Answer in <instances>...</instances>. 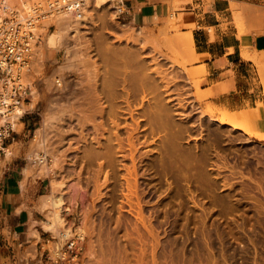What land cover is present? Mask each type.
<instances>
[{"label": "rangeland", "instance_id": "obj_1", "mask_svg": "<svg viewBox=\"0 0 264 264\" xmlns=\"http://www.w3.org/2000/svg\"><path fill=\"white\" fill-rule=\"evenodd\" d=\"M185 2L186 0H182L174 3L170 12L172 17L169 18L170 14L167 17L168 23L171 20L177 24L181 22V17H185L182 14L185 10L180 6ZM88 4L83 10H87V13L74 16L71 23L69 22L74 30L64 38V50H48L45 47L44 34L38 32L40 41L31 73L36 97L32 101V108L29 105L25 107L33 119L29 129L32 131L26 138L29 144L25 150L26 157L37 149L36 142L33 141L34 131L44 128L50 155L61 159V168L55 180L68 183L62 192L64 199L69 204L79 193L76 205L72 206L70 213L65 214L68 228L73 227L72 230L78 233L77 229L83 227L82 223H86L89 232L84 235L83 255L79 264H99L97 260L102 258L107 264V261L111 264H253L254 261L260 264L264 257V141L252 138L253 136L250 137L242 131L233 130L216 120L224 113L240 115L239 122L242 125L250 128V131L258 130L264 125V82H253L252 96L256 95L254 100L258 102L254 104L257 109L251 113L260 117L246 119L239 111L253 108L231 110L224 105L207 101L212 96L209 93L213 89L202 90L207 73L203 71V67L194 66L198 60H190L188 49L186 51L179 45H174L173 48L164 45L160 54L154 52L151 46L142 51L141 44L144 40L153 41L167 34L176 38L184 35L182 25H178L174 31L169 28L168 33L163 36L160 32L166 29L164 23L157 22L146 27L120 25L114 21L116 10L111 5L99 10L94 8L93 3ZM115 4L116 2L114 6ZM89 8L94 10L92 15ZM84 15H89L90 18L82 20ZM139 29H143V34L139 39L141 43L136 44L133 42V33ZM54 30L56 26L51 29ZM131 36L133 39L130 40ZM102 47L106 49L102 50ZM107 49H111L114 55L105 53ZM128 49L137 50L144 57H141V60L149 65L147 67L150 70L147 72L158 83L161 100L154 95H148L147 100L142 101L140 93L139 97L136 94L137 98L127 97L126 88L128 86L131 89V86L130 82L127 83L126 76L133 72L129 62L124 61V55L130 51ZM103 56H107L106 59L111 56L110 61L117 59L114 62L115 65L120 64L117 65V70H109V63L113 62L108 63ZM90 68H95L92 71L97 70L99 89L103 88V81H113V95L117 93L113 102L116 100L117 104L112 102L111 105L123 106L118 110L115 106L114 109L120 115L117 120L120 125L118 134L120 133L121 138L125 137V148L126 137L134 125L132 117L126 111L129 109L127 99L130 100V108L134 113L136 111L135 117L140 116L142 124L137 132L139 135L134 134L135 145L138 147L135 154L138 162L136 195H133V187V191H130L129 187V184L134 185L133 177L129 174L132 168L128 157L129 150L124 152L126 157L117 151L113 156V167L105 160L106 157H103L108 153V146H102L106 140L101 137L102 130L99 129L98 123L103 119V122H106L105 128L109 129L106 136L115 139L112 118L108 119L106 116L107 110L111 108L110 103L108 104L111 100L104 103V106L107 103L108 107L104 108L106 110L103 112V118L97 115L96 112H100L101 107L99 110L94 101L90 104L92 107L89 106L93 110L88 109L94 113L87 111V102L84 104V101L87 71ZM155 69L160 70L161 76L154 73ZM108 71H115L116 74ZM259 73L264 77V71L260 68ZM110 76H114L113 79ZM57 79L61 82L60 86L56 83ZM159 103L165 106L170 125L161 128L152 124L150 128L148 117H154L153 111L157 110ZM141 104L145 106L142 107ZM96 106L98 111L95 110ZM135 106H141L142 109L140 107L137 110ZM227 109L239 113H231ZM143 112L148 114L147 119L142 116V121ZM86 113H90L91 118L96 113L93 120L97 124L91 119V124L86 128L83 124ZM92 122L99 127H94ZM96 128L98 129L95 132ZM17 130H21V127ZM89 132L93 138L96 137L94 140L101 141V147L99 142L96 144L97 141H92L94 143L91 146L96 149L91 147L93 153L90 158L95 157L91 159L85 157L86 147L82 142L83 135ZM138 136L142 138L139 139ZM111 144L113 143L110 142L109 145ZM113 147L118 149L115 144ZM96 152L102 154L98 155ZM79 174L84 192H77L79 189L75 186L79 182ZM44 179L41 196L51 190L52 178ZM41 196L39 207L43 202ZM84 209L88 212L85 213ZM139 209L144 226L141 220H138L140 214L136 211ZM40 213L31 222V225L37 222V230L41 229L39 221L45 219L44 213ZM146 228L151 231V235ZM50 234L43 233L42 240L32 239L30 243L22 244L16 250L0 248V264H39L40 247H46L44 241ZM141 248L146 253L143 256ZM94 256L98 258L94 259Z\"/></svg>", "mask_w": 264, "mask_h": 264}, {"label": "crops", "instance_id": "obj_2", "mask_svg": "<svg viewBox=\"0 0 264 264\" xmlns=\"http://www.w3.org/2000/svg\"><path fill=\"white\" fill-rule=\"evenodd\" d=\"M177 1L117 0V4L127 10L125 18L130 25L146 27L157 22L167 24ZM234 3L239 4L237 15ZM180 7L185 10L182 31L190 32L194 41L198 60L194 66L207 72L202 90L213 89L207 101L231 110L253 108L239 112L250 120L260 117L251 111L257 109L254 104L258 102L254 100L257 96H252L253 82H264L259 73V68L264 71V0H186ZM32 101L33 97L31 108ZM32 120L30 112L21 119V130H16L15 139L5 144L10 153L0 157V248L16 250L30 243L37 224L31 222L41 214L39 198L45 179H33L23 172L29 166L25 150ZM251 130L264 134V125Z\"/></svg>", "mask_w": 264, "mask_h": 264}, {"label": "bare ground", "instance_id": "obj_3", "mask_svg": "<svg viewBox=\"0 0 264 264\" xmlns=\"http://www.w3.org/2000/svg\"><path fill=\"white\" fill-rule=\"evenodd\" d=\"M114 2H115V0H93V5H94V8L95 9H99V10H102L103 8H105V7H107V6H109V5H111V7H113V8H115V6H114ZM88 3H90V2H87V4ZM86 4V5H87ZM88 5H90V4H88ZM87 6H85L84 7V9L83 10H85V8H86ZM233 7H234V12L236 13V15L237 14H239V12L237 11L238 10V7H239V4H237V3H234L233 4ZM90 9V12H91V15L93 14V12H94V10H93V8H89ZM81 11V13L80 14H83V13H87V10H86V12L85 11ZM240 16V15H239ZM73 15H71V14H66V15H63V16H61V17H59V18H57L55 21H50V22H46V23H44V25H43V27H41V28H39V30H38V32L40 31V32H42L43 34H44V36H45V38H44V41H45V47L48 49V50H50V51H61V50H64V38H66V35L68 34L69 35V33L70 32H73V27H71L70 25H69V22L71 23V21H72V19H73ZM113 17V16H112ZM82 20H88L89 18H90V16L89 15H84V16H82ZM114 21H116V18H117V12H115L114 13ZM174 20H171V22H169V23H167L165 26H166V29L164 28L163 30H161V32H160V34L161 35H163L164 36V34L166 35L167 33H168V29L169 28H172L173 29V31H174V29L179 25H181V22H178V24L177 23H175V22H173ZM117 22V21H116ZM51 24H54L55 26H56V30H54V31H51V30H48V27L51 25ZM117 24H118V22H117ZM121 25V24H120ZM130 24H128L127 26H129ZM124 26V25H123ZM122 27V26H121ZM133 28V27H132ZM130 29V28H129ZM142 30L143 29H139L138 31H136L135 33H133V38H135V39H133L132 38V36H131V38H129L130 40L131 39H133L132 41L134 42V43H136V44H138L139 42H140V38L142 37V34H143V32H142ZM123 31H125V30H123ZM129 31V30H128ZM167 32V33H166ZM130 34V33H129ZM160 34H158L159 36H160ZM132 35V34H131ZM146 35V34H145ZM38 36H39V38H40V34L38 33ZM135 36V37H134ZM148 36V35H147ZM167 36V37H166ZM166 36H164V37H157V39H155V40H144V43L143 44H141V49H142V51L145 49L146 50V48L148 47V46H151L152 48H153V51L154 52H159V54L161 53L160 51H161V47L162 46H164V45H169V46H171L172 48H173V46L174 45H179V46H181V47H183L185 50L186 49H188L189 50V58H190V60H193V59H197V56H196V52H195V48H194V41H193V38H192V35H191V33L189 32V33H185L184 35H182V36H177V38L176 37H169L168 36V34L166 35ZM154 38H156V37H154ZM119 39V38H118ZM141 43V42H140ZM87 44V43H86ZM86 46V45H85ZM87 46L88 47H90V45L89 44H87ZM138 47V46H137ZM170 47V48H171ZM37 48V47H36ZM36 48H35V55H36ZM106 48L104 47V49H103V47H102V50H105ZM115 50V49H114ZM128 50H130V49H128ZM127 50V51H128ZM139 50V49H138ZM135 51V50H134ZM134 51H129V52H125L126 53V55H124V58H125V60L124 61H127V62H129L128 64H130L131 66H132V70H133V72L131 73V75H130V73L128 74L129 76L128 77H130V78H128L127 76H126V80H127V83H129L130 82V84H129V86H131L130 88L131 89H129L128 88V86H127V88L126 87H124V88H126L127 90H126V92H127V97L128 98H130L131 96L132 97H136V94H137V96L139 95V93L140 94H142V101H144L147 97H148V95H154L156 98H158V99H160V89H159V87H158V83H156L155 82V80L153 79V78H151L150 76H149V73L147 72V70H150V69H148V67L147 66H149L145 61H143V60H141V57H143L142 55H140V52H137V50L134 52ZM187 51V50H186ZM100 52V51H99ZM105 53H109L111 56L112 55H114V52L111 50V49H107L106 50V52ZM120 53V52H119ZM119 53H117V54H119ZM100 55H105L104 53H99ZM122 54H124V53H122ZM107 55V54H106ZM120 55H121V53H120ZM79 56V55H78ZM108 57L109 59H106L107 58V56H103L104 57V59H106V61L109 63V62H113L112 64L111 63H109L110 65L108 66V68H110L109 70H111V68H112V70H115L116 68H117V65H120V64H117L116 63V65L114 64V62H116V60L117 59H115V61L113 60V61H110V59L112 60V57ZM125 56H127V57H125ZM114 57V56H113ZM116 57V56H115ZM114 57V58H115ZM113 58V59H114ZM122 58V57H121ZM121 58H119V59H121ZM126 58H127V60H126ZM144 58V57H143ZM155 61V60H154ZM153 61V62H154ZM126 62V63H127ZM119 63H121L120 61H119ZM158 63V62H157ZM114 64V66H116L115 68H114V66H112ZM127 64V65H128ZM90 65V64H89ZM94 66V65H93ZM122 66H123V63H122ZM121 66V67H122ZM129 66V65H128ZM96 67V66H95ZM127 67V66H126ZM93 68V67H92ZM120 67L118 66V69H119ZM123 68H125V66L123 67ZM95 69V68H94ZM94 69H92V70H94ZM97 69V68H96ZM127 69V68H126ZM91 70V68H90V70H88L87 71V84H86V94H85V91H84V94L86 95V100L84 101V104H85V102H87L86 103V106H87V111H88V109H90L89 108V106H91L90 104H91V102L93 103V101H94V103L97 105V106H99L98 108H99V110H100V107H101V110H100V112L98 111V108H97V106L95 107V110L96 111H98V112H96V113H98L97 115L98 116H102V118H103V112L107 109V105L109 104V105H111V104H113L116 100H114V102H113V98L115 97V95L117 94V93H115V95H113L114 93H113V88H114V86L112 85L113 84V81H108V79L106 80V82L104 83V81L102 82V81H100V82H102V85H103V88L102 89H99V85H100V83H99V85H98V83L97 82H99V81H97V73H96V71L97 70H95V71H92ZM117 70V69H116ZM120 70V69H119ZM118 70V71H119ZM117 71V72H118ZM129 71L131 72V70L129 69ZM203 71H205L206 72V70H205V68L203 67ZM109 73H112V72H110V71H108ZM119 72H121V71H119ZM124 72V71H123ZM127 72H128V69H127ZM115 73V71H113V73L112 74H114ZM122 73V72H121ZM154 73H157V75H159V76H161L160 74H161V72H160V70H158V69H155L154 70ZM207 73V72H206ZM116 74V73H115ZM114 74V75H115ZM120 74V73H119ZM99 76V75H98ZM104 77H106L105 75H104ZM103 77V78H104ZM110 77H112V76H110ZM114 77V76H113ZM113 77H112V79H113ZM158 77V76H157ZM102 78V77H101ZM108 78H109V76H108ZM125 78V77H124ZM131 78L133 79L132 81H131ZM163 78V77H162ZM111 79V78H110ZM109 79V80H110ZM111 79V80H112ZM164 79V78H163ZM162 80V79H161ZM32 82V81H31ZM111 82V83H110ZM123 82V81H122ZM132 82V83H131ZM118 83V82H117ZM124 84H125V82H123ZM115 84V83H114ZM121 84V83H120ZM123 84V85H124ZM84 85H85V83H84ZM102 85L100 86V87H102ZM118 86H119V84H117ZM116 87V86H115ZM120 87V86H119ZM33 89V100L35 99V97H36V90L34 89V88H32ZM83 89V88H82ZM81 89V90H82ZM116 89H117V87L115 88V92H117L116 91ZM129 89V90H128ZM123 90H125V89H123ZM119 92V91H118ZM120 93V92H119ZM83 94V93H82ZM135 94V95H134ZM83 96V95H82ZM118 96V95H117ZM81 97V96H80ZM84 97V96H83ZM139 97V96H138ZM82 98V97H81ZM137 98V97H136ZM82 100H83V98H82ZM111 100V101H110ZM138 100H140V98H138ZM147 100V99H146ZM161 100V99H160ZM77 101V100H76ZM108 101H110V102H108ZM122 101V100H121ZM105 102H108V104L106 103L105 104V106H104V103ZM113 102V103H112ZM125 102V101H124ZM160 102V101H159ZM99 105H98V104ZM144 103V102H143ZM79 104V103H78ZM115 104H117L116 102H115ZM126 104V103H125ZM127 104H128V106H129V109L128 110H126L127 112H128V114L132 117V121H133V123H134V125H132L131 126V128H130V130H129V134H128V136L126 137L127 138V148H125L124 147V142H123V139L125 138H121L120 136L121 135H119L118 134V130L120 129L119 127H120V125L118 124L119 122L117 121V120H119L120 118V115H119V112L117 111L118 110V108H123V106H117V105H115L116 107H117V110L116 109H114V108H116L114 105H111L110 107V109H108L107 110V112L108 113H106L105 115L106 116H108V119H109V117L110 118H112V127H114V128H112V129H114V136H115V139H114V141H113V139H111L110 137H108V136H106V133H108L107 132V130H109L107 127V129L105 128V124H106V122L104 121L103 122V119H102V122H100V123H98L99 125H100V127H99V125H96L97 124V122H95L94 120H93V118L96 116V113H95V116L94 115H92V116H94L93 118H91V115H90V111L91 110H93V109H90V111H88V112H90L89 114L88 113H86V114H84V123H83V121H82V123L84 124V126L87 128V126L88 125H90L91 124V121L93 120L96 124H94L93 122H92V124H93V126L95 127V125L96 126H98L99 127V129L101 128V130H102V133H101V137H102V139H103V137L105 138V140H106V143H102V146H103V144L104 145H106V146H108V149H107V151H108V153L106 154H104L105 156H103L104 158H105V160L108 162V164H110V166L111 167H113L114 165H115V162H114V158H113V156H115L116 155V153H117V151L118 152H122L123 153V155L125 156V154H124V152L126 151V150H129V152H130V154H129V158H130V160H131V162H132V168H130L131 169V171H130V177H133L132 179L134 180V185L132 186L131 184H129V187L131 188V190L130 191H133V189H134V191H133V195H136V193H137V186H136V178H137V167H136V164L138 163L137 162V159H136V157H135V154H136V152L138 151L137 149H138V147H137V145H135V141H136V139L134 140V138H136V137H134V134L135 133H137L138 131H139V129H140V125L142 124H140V116H139V118H136L135 117V113H136V111H135V113H134V110H132L131 108H130V100H128L127 99ZM126 104V105H127ZM161 104H163V103H161ZM160 103L157 105V110H154L153 112H155L154 113V117H148V121H149V123L151 124V126H150V128H152V124L154 125V126H159V127H161V128H166V127H169V125H170V123H169V121H168V119H167V113H166V110H165V106L163 107V105H161ZM82 105H83V103H82ZM93 105V104H92ZM101 105V106H100ZM144 105V104H143ZM81 106V105H80ZM84 107H86L85 105H83ZM141 106H142V104H141ZM140 106V107H141ZM145 106V105H144ZM144 106H142V107H144ZM92 107V106H91ZM106 107V109L104 110V108ZM132 107H133V105H132ZM140 107H136L135 106V108L137 109V108H140ZM142 107L140 108V109H142ZM120 108V109H121ZM127 108V107H126ZM135 108H133V109H135ZM23 109H25V108H23ZM82 109V108H81ZM135 109V110H136ZM26 110V109H25ZM84 110H86V108H84ZM123 110V109H122ZM121 110V111H122ZM125 110V109H124ZM138 110V109H137ZM144 110V109H143ZM24 110H22V112H23ZM120 111V110H119ZM140 111V110H139ZM138 112V111H137ZM141 112V111H140ZM92 113H94V111H92ZM91 113V114H92ZM133 113H134V116H133ZM255 113H257V112H255ZM141 114V113H140ZM148 114V113H147ZM147 114L145 113V112H143V114H141V117L143 116L144 118H146V116H147ZM152 114V113H151ZM153 115V114H152ZM256 115V114H255ZM112 116V117H111ZM129 116V118H131ZM252 116V115H251ZM135 117V118H134ZM143 117L141 118L142 119V121H143ZM105 118V117H104ZM92 119V120H91ZM96 119V118H95ZM101 119V118H100ZM147 119V118H146ZM146 119H144V120H146ZM14 120H17V118L16 117H14L13 118V121ZM125 120V119H124ZM126 120H129V119H126ZM110 121H111V119H110ZM141 121V122H142ZM147 121V120H146ZM145 121V122H146ZM216 121H218L220 124H222V125H228V126H230L233 130H238V131H242V132H244L245 134H247V135H249V136H253L254 138H257L258 140H263L264 141V134H255V133H253V132H251L249 129H248V127H245L244 125H242L239 121H241V116L240 115H233V114H230V113H224V114H222V116L219 118V119H217ZM15 122V127L17 126V128H19V127H21V125H20V123H16V121H14ZM118 122V123H117ZM3 123V121H0V126H1V124ZM82 124V125H83ZM108 124V123H107ZM148 125V124H147ZM107 126V125H106ZM109 126V125H108ZM144 127V126H143ZM97 129L98 128H96L95 129V132L97 131ZM143 129V128H142ZM155 129V128H154ZM153 129V130H154ZM145 130V129H144ZM143 130V131H144ZM152 130V129H151ZM172 130V129H171ZM17 131H19V130H17ZM43 131H44V128H37L36 130H35V135H34V138H33V141H35L36 142V147H37V149H34L29 155H28V159H29V166L27 167V168H24V170H23V172H24V174L27 176V177H29V176H31V177H35V178H38V179H44V178H52V181L50 182L51 183V190H50V192L48 193V194H46L45 196H43V202H42V206H40L41 207V212L42 213H44V216H45V219L44 220H42V221H40V226H41V229L40 230H37V229H34V230H32L31 231V239H37V240H42V234H43V232H45V233H51L52 235H54L55 236V238L56 237H61V233L63 232V231H66V232H68V233H70V231H73L72 230V228H68L67 226H68V222H67V219L65 218V216L68 214V213H70L71 211H72V206H75L76 205V203H77V201L79 200V193H77L78 195L77 196H75V200L72 202L71 201V203H69L68 204V201H66L65 199H64V197H63V190H65V188L67 187V182H57V180H55L56 179V177H57V174H58V172H59V169L61 168V166H60V161H61V159H59L58 158V156H51L50 155V153H49V150H48V143H47V138L45 137V135H44V133H43ZM99 131V130H98ZM142 130H140V132H141ZM142 131V132H143ZM146 132V131H145ZM110 133H111V130H110ZM176 133V132H175ZM98 135H100L99 133H97ZM112 134V133H111ZM138 134V133H137ZM141 134V133H140ZM83 135V134H82ZM139 135V134H138ZM172 135V134H171ZM174 135V134H173ZM176 135V134H175ZM174 135V136H175ZM179 135V134H178ZM139 137V136H138ZM137 137V138H138ZM140 138H142V137H139V139ZM94 139H96V137L95 138H93L92 137V135L90 134V132L89 133H85L84 135H83V137H82V142L84 143V146L86 147V149H85V157L87 158V159H89L90 158V155H92L91 153H93V151H91V147H93V146H91L92 145V143H94V142H92V141H97V140H94ZM98 142L99 141H97L96 142V144H98ZM101 142V141H100ZM100 142H99V144H100ZM107 142H108V145H107ZM110 142H112L113 144H111V145H109V143ZM116 145L117 146V148L118 149H116V147H113V145ZM96 146V145H95ZM100 147H101V144H100ZM104 147V146H103ZM102 147V148H103ZM93 148H95V147H93ZM96 149V148H95ZM106 149H104V150H106ZM94 150V149H93ZM103 150V149H102ZM91 151V152H90ZM95 151V150H94ZM106 151V152H107ZM98 152V151H97ZM96 152V153H97ZM99 152H100V150H99ZM102 152H104V151H102ZM95 153V152H94ZM121 153V154H122ZM98 154V153H97ZM100 154H102V153H99L98 155H100ZM119 154V153H118ZM128 154V153H127ZM98 155H96L95 154V156H98ZM92 157H94V156H92ZM91 157V158H92ZM126 157V156H125ZM90 158V159H91ZM95 158V157H94ZM103 158V159H104ZM88 161V160H87ZM60 162V163H59ZM128 170H129V168H128ZM24 175V176H25ZM59 177V176H58ZM78 179L77 180H79V182H77V184H75V186L77 185L78 186V191L77 192H79V191H83L84 192V187L81 185V183H80V181H82V180H80V174H79V176L77 177ZM58 179V178H57ZM129 181V180H128ZM130 183V182H129ZM136 183V184H135ZM131 185V186H130ZM132 187H133V189H132ZM74 188V187H73ZM77 188V187H76ZM261 188V187H260ZM65 194V193H64ZM42 198V197H41ZM70 200V199H69ZM139 204H137V206H138ZM139 207H141L140 205H139ZM92 208V207H91ZM85 210V209H84ZM88 211H87V209L85 210V213H87ZM139 212V213H138ZM141 209H139V211H136V213H138V214H140V215H138L139 217H140V219H138V220H141V222H142V224H143V226H144V220H143V217H141ZM67 213V214H66ZM66 214V215H65ZM138 217V218H139ZM87 222V221H86ZM82 225H83V227H79L78 229H77V232H78V234H80L79 236L82 238V239H84V235L85 234H88L89 232H88V229H87V225H86V223H82ZM81 225V226H82ZM85 225V226H84ZM94 229V228H93ZM91 230H92V228H91ZM146 230H147V228H146ZM148 231V233L151 235V231L150 230H147ZM127 235V234H126ZM30 239V240H31ZM31 242V241H30ZM241 244H243V243H241ZM101 246V249H102V245H100ZM142 249V248H141ZM146 250V249H145ZM142 252H141V254H142V256L143 255H145L146 253H145V251H144V249H142L141 250ZM102 252V251H101ZM103 253V252H102ZM145 253V254H144ZM94 254V253H93ZM92 254V255H93ZM96 256V255H95ZM94 256V259L96 258ZM103 257V256H102ZM102 257H100V258H102ZM98 258V257H97ZM96 258V259H97ZM262 260V262L260 263V264H264V257H263V259H261ZM260 260V261H261ZM97 262H99V264H107L106 263V261H104L103 260V258L101 259V260H97ZM108 262V264H111V263H109V261H107ZM138 262V261H137ZM140 262V261H139ZM255 263H253V264H259L258 262H256V261H254ZM154 263H156V262H154Z\"/></svg>", "mask_w": 264, "mask_h": 264}, {"label": "built area", "instance_id": "obj_4", "mask_svg": "<svg viewBox=\"0 0 264 264\" xmlns=\"http://www.w3.org/2000/svg\"><path fill=\"white\" fill-rule=\"evenodd\" d=\"M87 2L93 0H0V157L10 153L5 144L15 139L14 121L20 123L29 113L23 108L31 102V73L40 41L39 28L66 14L79 15ZM115 2L116 21L129 24L125 18L127 10ZM52 28L54 24L48 30ZM56 83L61 85L59 79ZM14 117L17 120L13 121ZM44 245L45 248L40 247L39 264H79L84 239L75 231H63L61 237L50 234Z\"/></svg>", "mask_w": 264, "mask_h": 264}]
</instances>
